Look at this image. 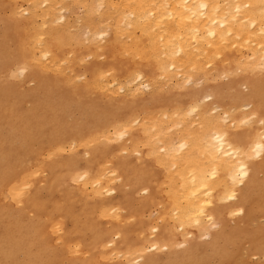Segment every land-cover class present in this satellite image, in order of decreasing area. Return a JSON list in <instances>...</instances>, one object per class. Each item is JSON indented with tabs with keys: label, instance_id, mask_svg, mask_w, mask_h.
Listing matches in <instances>:
<instances>
[{
	"label": "bare ground",
	"instance_id": "obj_1",
	"mask_svg": "<svg viewBox=\"0 0 264 264\" xmlns=\"http://www.w3.org/2000/svg\"><path fill=\"white\" fill-rule=\"evenodd\" d=\"M58 1L62 0H9L27 3L32 15L13 36L14 49L0 69V264L60 263L47 241L40 239L39 217L48 213L69 219L74 233L89 232L86 244L97 253V264H132L135 255L138 264H158L157 256L162 251L169 253L175 244L185 248L198 232L197 238L202 236L208 223L229 218H233L232 226L212 231L207 243L213 264H230L239 249L240 236L247 237L244 242L252 256L261 260L257 264H264V228L255 230L254 236L246 228L264 216V0H96L112 16L111 32L102 46L90 48L87 56L102 61L90 63L85 69L87 80L74 89L66 85L53 36L41 44L33 28L35 16L44 24ZM41 5L46 8L40 14L32 11ZM7 40L0 41V59L9 46ZM47 55L51 56V68L41 63ZM15 71H26L37 81L35 93L41 98L32 92L16 99L7 86ZM173 75L185 81L195 75H203L206 81L210 75L224 77L227 82L222 91H233L228 103L245 102L246 112L238 109L241 114L224 113L221 121L213 120L217 116L210 117L209 109L200 113V103L219 100L221 91L209 88L214 95H203L201 101L195 96H191V103L179 100L161 106L151 101L143 111L145 122L133 129V121L139 120L136 111L140 101L133 93L137 89L128 90L129 95H119L118 91H124V84L134 79L140 80L145 89H155ZM238 85L243 87L241 94L234 90ZM23 102L27 107L22 109ZM212 108L211 114L216 113L217 108ZM84 111L110 115L105 122L108 120L106 124L118 132L117 138L128 135L126 153L134 157L136 165L121 159L113 161L116 178L121 186L129 188L132 197L141 190L146 194L142 201L156 207L147 225L151 238L141 235L133 249L125 245L124 239L123 251L104 247L112 240L99 244L109 232L102 231L98 223L106 222L111 225L110 231H116L124 216L111 214L112 208L107 209L103 202L97 204L95 214L92 208L77 206L72 196L76 193L78 197L99 200L109 193L104 175H95L103 166L102 149L85 153L90 163L82 174L77 173L75 161L59 156L64 142L70 141V149L79 150L97 142L99 136L107 137V133L97 131L105 125L104 115H98L104 119L101 117L103 124L95 130L96 124L89 126L78 119L80 116L75 117V113H82L83 120L89 115L83 116ZM247 127V132H239ZM145 160L151 161L154 174L141 166ZM43 173L47 175L46 201L32 186L40 183ZM54 193L58 201L50 199ZM49 226L47 237L54 241L58 237L55 224ZM69 237L59 239L64 249L69 246ZM147 250L153 255L148 256ZM202 250L194 248L193 254L188 250L177 261L168 256L163 264H193L195 260L210 264L202 259Z\"/></svg>",
	"mask_w": 264,
	"mask_h": 264
},
{
	"label": "rangeland",
	"instance_id": "obj_2",
	"mask_svg": "<svg viewBox=\"0 0 264 264\" xmlns=\"http://www.w3.org/2000/svg\"><path fill=\"white\" fill-rule=\"evenodd\" d=\"M28 6L29 5L27 3H22V2L13 3V2H9V0H0V41L8 39L10 40V43H11V44L9 43L7 50L4 49L2 58L0 59V69L2 68V65H4V62H6V55H7V58H10L11 56L10 51L14 49L13 36L16 35L17 33L18 34L20 33L22 22L25 19H27L30 15H32V12L28 8ZM45 8L46 6L41 5L32 11H36L38 14H40V11L45 10ZM111 18L112 16L109 14L107 7L100 6L99 4L96 3V0L58 1L54 5L52 12L50 11V16L45 19L44 24H41V19L35 16L34 18L35 25L33 26V28L37 30L38 32L41 44L48 43L49 41L48 39L51 36H53V38L55 39V41H53V44L58 49L57 58L58 60L61 59L59 64L63 68L62 70H63L64 76L65 78H67V82H68L66 85L69 87V89H74L77 86H80L82 83H84L87 80L88 73L86 74L85 69L89 66L90 63L94 64L96 61L97 62L102 61L101 58H99V60L90 59L87 55H88L90 48H96V47L102 46L104 41L109 38V35L111 32V27H110ZM38 47L39 46L37 45V48ZM50 59H51V56L47 55L45 58L41 59L43 61L41 63H46L47 67L51 68L52 63H50ZM12 75H11L12 77L10 78L9 82L7 83V86L12 88L15 96L16 95L23 96L24 93L25 95L27 94L28 96L32 94L33 92L35 94L34 96H36L38 99L41 98L39 94L35 93V87H36L35 83L37 84V81H35L32 78V76L29 75L28 72L25 71V73L24 72L20 73L19 71L18 72L15 71V73H12ZM214 75H210L211 77H208L209 78L208 81H206L203 75H195L193 78L187 81H185L180 75H177V76L173 75L170 79H168L170 81L168 80L166 81L164 80V82L161 81L162 83L157 84L160 87H157L156 85L155 89L152 86H151L152 89H149V88L145 89L143 88L144 85H140L141 84L140 80L134 79L124 84L123 86L125 88L124 91L119 90L118 93L119 95H123V93L125 92L124 94L126 95L128 93V90L137 89L133 93L139 99V100L136 99L137 102L140 101L138 102L140 105L136 102L139 105V108L137 107V111H136V114L138 115L139 120L135 119L133 121V126H134L133 129H138L139 126L145 122L144 120H142L143 111L147 110L146 108H149L148 106H149V103H151V101L153 103L159 102L162 104L161 106H164V104L168 102L172 103L174 101V103H176L179 100L188 101L189 103H191L192 102L191 96L193 97L195 96L198 101H201L202 97L207 96L209 94L211 95L213 94V92L208 90L209 88L214 91H221L219 92V95H220L218 97L219 100L214 99V102L211 100L208 103H200V108H202V111L200 113H206L203 110L209 109L208 110L209 116L210 117L211 116L213 117V115L217 116L216 118H213V120L218 119L219 121H221V119L224 118L225 116L224 113H227V112L229 113L230 111L238 112L239 111L238 109L241 110V113L246 112V110L243 107L245 106V104L248 105L247 103L237 102L234 105L228 103L232 98L233 91H230L231 89H228V88L226 91H222L224 90V88H226L224 86L226 85L225 83L227 81L222 76L216 75L217 76L216 77ZM107 78L111 81L109 77ZM210 78L212 79V81H209ZM188 81L190 82L188 83ZM205 83H206V86H205ZM215 85L220 86V87L216 88L214 87ZM109 88L110 86H108V89ZM242 88H243L242 86L238 85L237 87H234V90L236 93L241 94L243 91ZM237 89H240V90H237ZM159 90H162L163 92L162 91L160 92ZM18 92H20V94H18ZM17 96H16V99L19 98V96L18 97ZM121 100L123 101V98ZM238 105H241L240 108H237ZM222 106L224 107V109ZM20 107L23 109L27 107V104L23 102L21 103ZM143 107L145 109H143ZM212 107L217 108L216 113L214 114H211V111L213 109ZM225 107L227 108L229 107V108L227 109ZM234 107H236L237 109L235 108L234 110ZM249 108L248 110H250ZM88 113L89 112L84 111L83 116L88 115ZM238 113L241 114L240 112ZM99 114H103L105 119L103 118V115L98 116ZM74 115L76 118L77 116H80L78 117V119H80L84 124H86L87 122L89 126H93V127L96 124L94 127L95 130L98 127V125L101 126V123H102L101 121L102 119H104L103 123L105 125L103 126V129L99 130L100 129L99 128L97 131L105 133V134L107 133L108 135L106 138H102L99 136L97 142L95 143L91 142L89 145H84V148L79 149V150L75 148L70 149L69 147L71 143L70 141L64 142L61 146L63 151L59 154V156L62 157L64 160L69 159V160L75 161L77 163L76 164L77 173L82 174L86 172L88 163H90L89 161L90 156L86 155L85 153L88 152L91 154V151H93L94 149L95 150L102 149L101 153H102L103 166L100 169L96 170L95 175H104L106 181L109 184L108 185L109 187L107 189L109 193H107L106 196L102 197L99 200H95L90 197H78L76 193H73L72 196L74 197V199L77 200L78 202L77 206H79V204H83L88 209L89 208L94 209L95 214H98V212L96 211L97 204L99 202H103L107 206V209L112 208L113 211L111 212V214L115 213L118 216L119 215H121L122 217L124 216L123 217L124 222L123 223L119 222V224H117L116 231L115 230L110 231L111 225L106 222L98 223V226L101 228L102 231L109 232V235H106L104 238H101L99 240V244L103 246L107 240H112L111 244H106L104 245V247H106L107 249L114 247L117 250L123 251L124 244L122 240L124 239L125 245L130 247V249H133L135 245L137 244L138 240L142 237L141 235L147 234L146 236H143V237L151 238L147 225H148L149 220L154 218L153 216L155 215L156 207L151 205L147 201H142V199L146 196V194L142 192L141 190H138L137 192H135L134 194L136 196L132 197L133 193L129 190V188L126 186H121L120 181L117 180L116 178V174L113 169L115 167L114 166L115 164L113 163V161H117L121 159L122 161L127 162L128 165L135 164L134 157H130L126 153V149L129 146L127 142L128 135L125 134L124 137L117 138L118 132L114 133L111 127V124H106L108 120L107 122H105V120L108 115H105L104 113L97 112L95 114L96 117H94L95 116L94 114L92 115L89 113V115L86 116V118L85 116L83 117L84 118L83 120H82V113L80 115L75 113ZM90 116L92 119H90ZM206 118H208V116ZM80 120H77L78 122L75 120H72V121L75 122L76 124H79V122H81ZM96 120L97 121L99 120L100 122L96 123L95 122ZM195 120L196 118H193V121ZM193 121H191V124ZM255 121L257 120H254V122L253 121L252 122L255 125H257ZM195 124L196 123L192 125H195ZM255 125H252V126L257 127ZM248 128L249 127L239 132L240 133L247 132ZM168 131L173 132L174 130L169 129ZM172 138L175 139L174 136ZM157 145H160V143L157 142ZM158 152H161V150L158 149ZM150 163H151L150 160H145V162L141 166H144L149 171H152V174H154L156 170L151 167ZM135 165H133V168L137 169ZM46 178H47V175L45 173L40 174V179H39L40 183L32 185L35 189L38 190L40 194V199L42 201L48 200L45 185H44V181ZM151 179H153V177H151ZM69 186H74V185L71 184ZM150 192L152 193V188L150 189ZM152 196L155 198L154 193L152 194ZM50 199L54 201H58V194L54 193ZM78 213H79L78 210H73L74 215L77 216L79 215ZM27 216L32 218L30 214H28ZM39 219H40V225H41L40 239H42L44 242L47 241L50 248H52L54 252V258L60 262L59 264H97L94 261L95 255L97 254L94 251V248H87L86 243L91 237L89 232H84L81 234L74 233L72 222L69 219L63 220L59 218L56 213H48L46 216L43 214L39 217ZM232 220L233 218L223 219V220L217 219L213 222L208 223L205 226V230H203L204 233L202 232L201 234L202 236H200V238H197L198 233H200L198 232L196 235L193 236L194 240L191 238L190 244H187L185 248L184 247L181 248L182 246L180 248L177 247L178 244L173 245L176 248L175 247H172V249L170 248L171 250H169V253L167 251H162V253L157 256L156 262L158 264H163V262L167 260L168 256L170 258H175V261L182 260L184 254H186L188 250H191L189 251V253L192 252L193 254L194 248L203 247L204 252L202 250L201 252L203 253H200V255H202V259L203 260L205 259L210 264H213V260L209 258L210 257L209 249H207L208 248L207 243L210 240L209 239L210 235L213 232H216L219 228L228 230V228L232 226ZM263 221H264V216L262 215V216H259V218L256 219V221L250 223L246 227L247 229L250 230V236L256 235L257 233L255 230H258V228H261V227L264 228ZM50 223L55 224L54 230L57 231L56 233L58 237L54 241H49L47 237L51 230L49 226ZM206 232L208 233L210 232V233L207 234ZM244 233H247V232H244ZM203 234H207V235H203ZM67 235L68 237L70 236L69 237L70 240L68 242L69 246L65 247L64 249L60 245L59 239L63 241ZM109 237H112V239H110ZM199 239L200 240L202 239V240L199 241ZM244 239H247V237L240 236V240L238 244L239 249L236 250L234 259H230L229 263L230 264L262 263L259 258L252 256L253 254H251V248H248L247 246L248 244L244 242L246 241ZM204 243L206 244L204 245ZM220 243L222 245L224 244L222 243V241H220ZM193 244H196V247H193L192 246ZM145 245L148 246L149 244H145ZM188 245L190 246L189 249L187 248ZM99 252L102 254L104 252V249L100 250ZM170 252H172V254H170ZM147 255L148 256L153 255V251L147 250ZM170 255H173V256L171 257ZM136 258H138V255H135L132 257L131 259V261H133L132 264H138L140 262V260L139 259L136 260ZM203 263H206V261H196L195 260L193 262V264H203Z\"/></svg>",
	"mask_w": 264,
	"mask_h": 264
}]
</instances>
